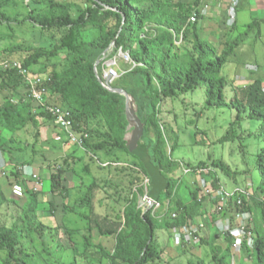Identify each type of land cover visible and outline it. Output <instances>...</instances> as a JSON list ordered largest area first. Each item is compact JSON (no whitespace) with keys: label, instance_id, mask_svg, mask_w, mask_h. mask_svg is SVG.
<instances>
[{"label":"trees","instance_id":"trees-1","mask_svg":"<svg viewBox=\"0 0 264 264\" xmlns=\"http://www.w3.org/2000/svg\"><path fill=\"white\" fill-rule=\"evenodd\" d=\"M86 1L87 4L80 9L76 17L72 14L76 4L58 0H48L45 7L35 11L37 15H31L34 22L47 30L68 28L69 31H80L88 27L98 29V33L90 42H79L72 46L65 72L55 76H52L50 71H46L44 75L38 74L47 90L44 100L48 104L46 98L50 91L59 96L60 106L71 111L72 130L76 134L81 132L82 146H76L79 151H83V156L79 157L80 161H83L87 154L121 150L134 160L143 174L142 179H139V173L132 170L130 176L134 180L130 181L131 191L123 198L124 204L121 209L114 212L112 210L113 215L104 216L103 222L107 227L104 228L99 219L89 221L85 216L88 221V234H91L96 227L103 236H115L113 250L106 251L101 245L93 244L90 235L84 236L86 247L96 250L100 263L157 264L159 253L156 250L155 236L158 230L173 231L175 228L194 225L199 217L207 213L211 215L206 196L200 195L197 189L189 188L190 200L184 201L179 195L182 183L170 178L180 170L183 163L176 162L168 156L169 139L166 135L168 127L165 122L162 125L159 117L162 102L167 98L185 95L195 86L204 85L207 88V105L235 108L236 121L244 118L264 123L262 82L256 80L247 86L245 101L235 94L228 102L225 91L230 84L223 76L229 58L234 55L235 50L246 40L251 31L260 27L261 22L252 21L247 25L244 36L228 40L222 52H219L212 43L203 39L198 27L199 20L204 18L201 10L202 0ZM3 2L5 0H0V5ZM193 14L196 15L195 22L190 21ZM237 27L235 19L233 28ZM185 43L189 44L191 49H188ZM31 49L18 53L19 60L2 62H19L23 68L30 70L43 60L55 59L60 52L59 48L50 44ZM118 49L127 52L135 66L121 74L113 89H122L135 99L138 116L144 124L141 140L148 137L151 132L154 135L152 139L148 137L152 142L151 153L146 151L145 146L138 149L141 154L129 149L128 139L132 131L127 130L125 98L105 90L95 72L97 67L100 74L101 65L98 63L104 56H107L106 59L114 57ZM14 74L18 75L24 84L17 69L0 68V79L6 84L5 87H10L8 84H12ZM24 86L29 96L27 86L25 84ZM32 102L34 106L42 109L30 96L28 99L21 98L18 102L12 99L0 102L2 131L13 137L30 123H36L37 113H33ZM39 115L55 122L54 117L43 109ZM96 119L103 122L106 134L102 140L92 144L85 134V128L90 120ZM86 133L89 135L88 132ZM235 137V132L228 131L219 142L230 141ZM9 141L0 133V151L5 150L4 145ZM176 146L173 145L170 154ZM143 149L145 150L142 151ZM76 153L73 151L70 162L65 161L62 166L57 167L55 173L51 174L52 193L67 194V190L63 189V176L75 165ZM256 165L261 177L258 189L264 196V151L257 155ZM189 169L191 173L196 174L200 169H207L208 173L203 174L202 177L207 182H212L215 189H219L221 182L213 175V171L220 169L235 179V173L233 174L232 170L220 160L214 159L207 164L200 162ZM144 178L150 183L147 188L141 184ZM95 188V184L88 188L82 201L87 204L86 206L92 205ZM146 189L148 196L160 202V210L156 212L141 210L139 201L145 195ZM39 195L37 190L28 191L24 211L11 227H5L0 221V255H2L0 264H39L40 261L48 263L49 259H53L54 253L48 250L49 243L46 237H49L54 245H58L57 249L60 250L61 246L57 242L59 231L38 219ZM165 203H167L166 209ZM100 204L102 205L101 200ZM242 208L252 214L254 221L253 250L245 246L251 257V264H264V200L250 195L243 199ZM236 209L239 210V207ZM230 210H232L231 202L223 217H227ZM173 214H176L175 218ZM36 240L43 245L40 250L35 244ZM234 240V237L227 235L225 248L212 246V259L215 264H227V257L231 254ZM201 243L208 244L203 239ZM68 264L77 263L73 261ZM195 264H204V262Z\"/></svg>","mask_w":264,"mask_h":264},{"label":"rangeland","instance_id":"rangeland-1","mask_svg":"<svg viewBox=\"0 0 264 264\" xmlns=\"http://www.w3.org/2000/svg\"><path fill=\"white\" fill-rule=\"evenodd\" d=\"M58 1L76 4L72 10L74 17L78 16L80 9L87 4L86 0ZM190 1L192 0H185V2ZM47 3L48 0H5L0 5V63L4 60H19L18 53L26 52L28 48L32 50L31 48L50 44L60 49L58 56L55 59L43 60L30 70L41 75L50 71L52 76H55L66 71L72 46L79 42H90L98 33L96 27H88L80 31H69L68 28L52 30L41 28L31 19V15H37L35 11L45 7ZM240 5L241 0L237 1L236 6L230 1L207 0V6L202 10L204 18L198 22L202 37L212 43L219 52H222L228 40L244 36L247 25L254 20V10L249 8L247 2L245 1L241 7ZM235 19H237V29L233 28ZM184 45L191 49L189 44ZM249 64H257L258 71H248L246 67ZM118 66L120 74L126 69L133 68V64H128L125 60H119ZM263 72L264 22H261L260 27L253 29L235 50L223 70V76L230 84L225 91L228 102L235 94L245 101L247 86L259 80ZM14 76L12 84H8L10 87H5L6 84L0 79V102L6 99H12L14 102H18L21 98L28 99L24 84L18 75L14 74ZM263 88L262 86V93H264ZM206 100V86L198 85L185 95L165 99L160 108L159 117L162 125L165 122L168 127L166 130L169 139L168 156L184 165L170 177L182 183L179 195L184 201H189V188L197 189L201 195L203 189L202 183H198L199 175L184 174V168L196 166L200 162L207 164L215 159L222 161L233 174L235 173L233 179L220 169L213 171V175L219 178L228 192L232 193L237 188H242L250 195L264 200L258 189L261 177L256 165L257 155L264 151V123L244 118L236 121L235 108L210 106L207 105ZM46 101L51 105H61L59 96L50 91ZM32 110L33 113H37L36 123H30L13 137L2 131L0 125L3 138L10 140L4 145L5 150L0 151V221L7 228L15 224L24 211L28 191L38 188L40 194L38 219L59 231L57 242L61 246L58 250V245H54L49 237H46L49 243L48 250L54 253L53 259H49L48 263L40 261L39 264H68L73 261L77 264H107L100 263L96 250L86 247L84 236L90 235L93 244H99L110 252L115 245V236H103L96 227L91 234H88V221L85 216L89 221L99 219L100 224L104 225V228L107 227L103 222L104 216L113 215L114 211L121 209L124 204L123 198L131 191L130 181L134 178L130 173L134 170L139 173L138 178L142 179V171L134 160L121 150L87 154L83 161H80L79 157L83 156V151H79L69 142L64 130L57 126L56 122L40 116L42 109L34 106L33 102ZM85 130L92 144L102 140L106 134L103 122L98 119L90 120ZM228 131L235 132L236 137L230 141L219 142ZM77 135L81 137V132ZM148 137L152 139L153 132ZM148 137L141 140L137 149L130 146L129 149L140 153L138 149L145 146L146 151L151 153L152 142ZM173 145L177 146L170 154ZM73 151L77 152L76 163L63 176V189L67 190V194L52 193L51 174L55 173L57 167L62 166L65 161L70 162ZM22 161L28 162L20 164L19 162ZM150 169L153 171V168ZM92 184L96 185L95 199L92 205L86 206L87 204L82 201ZM141 184L145 188L144 180ZM208 202L211 215L207 213L199 217L195 223L199 228L196 236L208 244L177 241L171 230H158L155 236L156 250L159 253L157 264H188L189 262L195 264L200 261L204 264H215L212 259V246L226 247L225 234L221 232V226L219 227L217 223L220 224L225 218L231 220L233 210L229 211L227 217L214 215L213 198L207 196ZM166 207L167 203L164 205L165 209ZM160 209L161 207L158 208ZM35 244L39 250L43 246L39 240H36ZM236 255L232 250L227 257V264H251V257L246 247Z\"/></svg>","mask_w":264,"mask_h":264},{"label":"built area","instance_id":"built-area-1","mask_svg":"<svg viewBox=\"0 0 264 264\" xmlns=\"http://www.w3.org/2000/svg\"><path fill=\"white\" fill-rule=\"evenodd\" d=\"M210 2H215L219 0H208ZM230 1L233 5H237L238 0H224ZM191 22L196 21V15L193 14L190 18ZM107 56H104L103 59L98 63L101 65L100 74L98 72L97 67L95 68V72L97 77L100 80L102 87L110 92H113V86L116 81L120 78L121 74L119 73V60H125L128 64H133L130 56L127 52H123L121 49H118L117 54L109 59H106ZM135 64H133V67ZM0 68L4 69H17L20 76L23 78L24 84L27 86L29 96L32 100H34L39 106L42 107L43 110L47 111L51 114L56 122V125L64 130L66 133L69 142L73 146H82V138L79 137L72 130V113L68 108L62 106L49 105L45 103V96L47 95V90L44 87V81L42 78L36 73H32L29 69L23 68L19 62L15 63H0ZM246 69L248 71H258L256 66H247ZM264 91V89H263ZM184 165L182 164V167ZM191 173L189 168H184V174ZM207 169H200L197 174L199 175L198 183H202V191L203 195L209 196L213 198V208L212 213L218 214L223 217L227 213V209L230 206V202L233 210V217L230 219L225 218V220H221L220 224L217 223L218 226H221V232L225 234V236H232L235 238L234 243L232 245V250L234 254H238L241 252L242 248L245 246L249 250H253L254 246V221L253 216L249 211L243 210V199L250 196L248 192H246L242 188H237L234 192H228L226 188L220 183L219 189H215L212 185V182H207L204 180L202 175L207 174ZM37 176H34L36 178ZM145 187L149 186V180L144 178ZM37 190V189H36ZM139 206L142 211L153 210L156 212L158 208L161 207L160 202L151 198L147 195V189L144 196L140 198ZM210 204V203H209ZM239 207V210L236 209ZM241 207V209H240ZM176 217V214H173V218ZM199 228L194 225L184 226L183 228H175L172 233L174 238L177 241L185 242L189 241L193 244H198L201 242V238H198L196 235L198 234ZM237 256V255H236Z\"/></svg>","mask_w":264,"mask_h":264},{"label":"water","instance_id":"water-1","mask_svg":"<svg viewBox=\"0 0 264 264\" xmlns=\"http://www.w3.org/2000/svg\"><path fill=\"white\" fill-rule=\"evenodd\" d=\"M113 92L125 98V116L128 123L127 130L132 131L128 142L130 147L137 149L141 137L144 134V124L138 116L136 101L130 94L122 89H113Z\"/></svg>","mask_w":264,"mask_h":264},{"label":"crops","instance_id":"crops-1","mask_svg":"<svg viewBox=\"0 0 264 264\" xmlns=\"http://www.w3.org/2000/svg\"><path fill=\"white\" fill-rule=\"evenodd\" d=\"M247 2V4L249 5V8L254 10L253 16H254V20H258L260 22H264V0H241V5L244 2ZM207 6V0H202V4H201V10H203L205 7ZM239 7V8H240ZM239 10V9H238ZM253 20V21H254ZM236 23H237V19H236ZM238 25V24H237ZM237 29V28H236ZM3 63V62H2ZM253 66H256L257 68H259L257 66V64H252ZM247 66H251V64L247 65ZM251 72V71H250ZM253 72H257V71H253ZM261 82L262 85L264 87V72L262 75H260V77L258 78ZM264 89V88H263ZM64 132V131H63ZM65 133V132H64ZM66 134V133H65ZM38 189V188H37ZM38 191V190H37ZM211 211V210H210Z\"/></svg>","mask_w":264,"mask_h":264}]
</instances>
